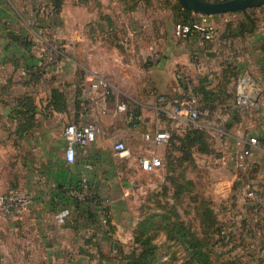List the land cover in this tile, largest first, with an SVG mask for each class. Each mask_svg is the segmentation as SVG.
<instances>
[{
	"label": "crops",
	"instance_id": "obj_1",
	"mask_svg": "<svg viewBox=\"0 0 264 264\" xmlns=\"http://www.w3.org/2000/svg\"><path fill=\"white\" fill-rule=\"evenodd\" d=\"M16 1L20 3L17 5ZM39 1L0 0V195L18 189L33 197L29 210L22 215L14 219L0 215L1 238L4 240L5 234L8 239L13 238L11 247L5 249L0 246V264H100L101 256H110L111 249L117 253L119 244L126 241L120 239L123 229L116 225L117 209L121 202L127 200L133 183L142 186V175L150 174L142 170L140 160L158 157L164 164L169 152L168 144L157 145L153 140H146L145 136L160 132L182 133L190 124L187 118L176 119L172 115L169 99L170 96L181 97L177 72L183 69L191 71L192 54L199 57L209 74L216 68L222 70L226 64L238 71L246 69L242 74L251 80V89L255 86L261 91L257 103L243 109L248 116L242 117L243 111H239V122H234L236 129L233 134H228L232 141L223 144L226 153L216 163L222 170H236L237 155L245 147L240 142L247 136L255 137L260 146L252 156L249 170H258L262 179L264 38L230 40L228 35H223L221 42L216 37L212 43H206L197 35L188 40H178L173 36L168 41L170 50L166 56L161 61L156 60L157 57L156 62L150 60L148 68L144 67L139 55L127 57L117 48L109 46L108 50L104 47L105 67L111 70H104L103 75L109 76L116 88L119 83H126L130 89L133 85L136 96L134 99L130 97L133 103L128 106L124 102L127 92L117 88V100L110 101L106 107L107 99L102 100L92 88L94 82L102 78L97 74L99 63L94 53L89 56L88 74L75 71V66L81 67V63L68 57L46 71L42 80L35 81L29 70L40 63V58L36 52L32 54V49L38 51L39 44L46 40L45 34L54 38L61 28L80 32L87 23L94 31L107 30L108 26L111 30L136 29L134 24L138 22L135 16L138 13H130L121 0H100L103 18H98L97 12H91L88 22L75 21V8L80 10L84 5L76 0H65L61 13L46 19L36 9ZM220 16L223 15L214 16L213 21ZM26 40L33 44L31 49H26L23 44ZM237 43H244V46H239L240 51L236 49ZM90 48L96 52L98 46L92 43ZM229 48L230 63L226 55ZM215 52L221 56V65L212 62ZM222 91L223 95L228 93L224 88ZM54 92L63 96L65 110L62 112L53 109ZM163 98L167 101L162 102ZM27 101L36 111L34 125L29 130L21 128L27 122L18 114L21 104ZM122 103L127 105L126 112L118 111ZM232 107L238 108L236 99ZM129 115L140 116L141 125L135 127ZM89 122L100 125L97 140L88 147L78 148L77 161L70 165L64 155L67 145L65 128L69 124L82 126ZM203 127L201 125L200 129ZM118 142L130 150L128 158L116 156L114 146ZM87 164H91L93 170L86 171ZM163 166L152 173L156 180L153 181L154 186L165 184ZM84 174L102 197L111 200L113 217L110 226H103L92 216L95 209L86 210L67 200L66 191L75 184L79 185ZM227 185L229 189L230 184ZM142 187L146 189V186Z\"/></svg>",
	"mask_w": 264,
	"mask_h": 264
},
{
	"label": "rangeland",
	"instance_id": "obj_2",
	"mask_svg": "<svg viewBox=\"0 0 264 264\" xmlns=\"http://www.w3.org/2000/svg\"><path fill=\"white\" fill-rule=\"evenodd\" d=\"M209 1L215 2L214 0ZM223 1L229 0L220 2ZM16 2L17 5L20 3ZM76 2L82 3L84 8L80 10L75 8V21L77 19L81 22L85 20L88 22L89 16L92 15L91 12H97V17L103 18L100 0H76ZM121 2L130 8V13H138L135 16L138 24H134L136 29L114 30L113 28L111 30V27L108 26L110 30L94 31L90 27V23H87L80 32L61 28L57 30L59 35L56 34L54 38L45 34L46 40L41 43L59 46L61 49L60 60L68 57L74 58L75 62L81 63V67L75 66V71H82L86 74L89 70V56L94 53L97 56L96 61L99 63L97 74L112 85V93L105 101L106 107H109L110 101L117 100V88L127 92V96H125L127 100L124 102H127L128 106H132L133 103L130 97L134 99L136 96L133 85L130 89L126 83H119L116 88L112 79L103 75L104 70H111L108 66L105 67L106 51L104 47H107L108 50L110 47L117 48L122 55L127 57L139 55L144 67L148 68L150 60L161 61L166 56L170 50L168 41L174 36L175 27L180 20L178 13L174 11V6L179 5L177 0H121ZM41 4H44V1ZM41 4H38L36 9L41 11L43 7ZM247 12V14H227L220 16L217 21L215 20L214 23L218 30L217 39L221 42L223 35H228L230 40L231 38L238 39V36L234 37L233 35H238L239 26L241 24L249 25L247 29L252 30L251 20L256 23V29L254 32L252 31L253 34H247L243 39L253 41L257 38H264V6L247 10ZM229 25L232 27L228 31L226 29ZM119 39L129 42L130 48L125 50L118 44ZM92 43H96L98 46L96 52L90 48ZM41 44H39L38 51L32 49V54L34 52L38 54ZM239 46H244V43L236 44L238 51H240ZM131 50L133 51L130 52ZM229 51L231 48L227 49L226 54L229 56L230 63L231 54ZM215 55L213 64L221 65V56L218 57L217 52ZM193 56L194 54L191 55V61ZM225 69L226 67L222 70L216 68L215 72L209 74L202 67L201 72L189 73L192 89L199 99L201 116L196 124L190 123L186 131L175 134L176 136H185L189 130L200 128L202 125L207 137L204 143L192 148L191 156L185 162H177V159L183 160L182 155L177 152L173 164L166 162L163 164L164 174L177 170L176 177H180V185H183L184 192L178 193L171 182L165 186H154L153 181L156 180L152 173L144 174L140 179L142 186H146V189L140 183H133L127 200L121 202L116 216V225L123 229L120 239H126L119 244L125 255L129 256L136 250L134 243L137 225L149 216L156 215L155 220L158 224L154 228L153 236L161 247L160 264H184V261H189L187 248L182 243L185 234L193 235L203 242L205 252L213 259V264H264V188H262L264 172L260 175L262 178L260 179L258 170L256 172L254 170L246 172L237 169L222 170L221 166L216 163L226 153L222 147L223 144L232 141L228 134H233L236 129L234 119L237 116H235L236 112L232 104L235 100L237 83L247 71L246 69H242L244 71L235 70L236 73L238 72L236 75L230 73V78L223 79V70ZM207 78L209 82L207 89L212 92L210 97L198 92L201 82ZM223 81L226 82L224 90L228 92L224 95L220 89L224 85ZM180 86V95L185 99L186 88L182 90L181 83ZM223 103L227 105L224 107ZM244 116H248L245 110L242 114V117ZM95 123L100 129L98 122ZM129 172L130 175H133L132 170ZM135 173L137 172L135 171ZM134 180L139 182L137 179ZM187 182L192 185L185 184ZM227 184H230L229 189ZM250 192H258L256 203L248 197ZM261 204L263 205L261 206ZM163 217L164 219H162ZM212 220L217 223V227L213 229L215 233L210 235L206 227ZM174 228L178 230L177 233H170ZM115 230L117 231V228ZM3 236L4 240L1 238L2 235L0 236V246L7 249L11 247L13 238L8 239L6 234Z\"/></svg>",
	"mask_w": 264,
	"mask_h": 264
},
{
	"label": "built area",
	"instance_id": "obj_3",
	"mask_svg": "<svg viewBox=\"0 0 264 264\" xmlns=\"http://www.w3.org/2000/svg\"><path fill=\"white\" fill-rule=\"evenodd\" d=\"M41 11H46L44 16L46 19L53 17L52 13L55 9L53 5L42 4ZM217 27L213 21V17L201 16L200 19L191 24H177L174 30V36L178 40H188L192 36H199L203 42L212 43L217 37ZM118 44L124 49L130 48V44L127 41L118 40ZM41 48L38 52V58L40 63L36 67H32L29 73L32 74V79L40 81L43 79L45 72L53 66L59 65L60 60V47L53 44H41ZM37 56V55H36ZM60 60V61H58ZM202 66L200 59L197 55L192 57L191 71L183 69L177 72V80L181 85L186 88V98L178 97L169 99L172 105V115L178 119L185 117L191 124H196L201 116L199 111V99L194 93L191 86V78L189 73L201 72ZM252 82L247 77H242L237 83L236 91V105L239 108L253 107L255 104L250 98ZM93 90L97 91L102 100H106L112 93L111 85L106 80L99 78L92 86ZM162 102H166L167 99H161ZM119 112H126L127 105L122 103L118 106ZM129 120L135 127H138L142 123L140 116L129 115ZM99 127L95 122H89L82 126L77 124H69L64 131V138L66 141L65 160L68 164L73 165L77 161L78 148H85L93 144L97 140L99 134ZM171 135L169 132L156 133L153 136L147 135L145 139L153 142L157 145L168 144ZM240 143L244 144V149L237 155L236 168L241 172H246L251 167V159L259 148L260 142L257 138L247 136L244 141ZM116 156L120 159H125L130 156V150L122 143L118 142L114 146ZM140 165L143 171L147 173H155L159 168L163 166V162L158 157L142 158ZM86 171L93 170L91 164L85 166ZM68 196L73 199H77L83 206L94 208L98 210L99 220L102 225L109 226L112 223V211L111 200L102 197L98 191L90 184L89 178L86 174L81 177L79 187H71L68 191ZM250 199L255 200V192L248 194ZM33 197L29 193H25L18 189H11L7 193L0 195V215L14 219L27 210L32 203Z\"/></svg>",
	"mask_w": 264,
	"mask_h": 264
},
{
	"label": "trees",
	"instance_id": "obj_4",
	"mask_svg": "<svg viewBox=\"0 0 264 264\" xmlns=\"http://www.w3.org/2000/svg\"><path fill=\"white\" fill-rule=\"evenodd\" d=\"M44 0H40L38 2V4H41V2ZM208 2H211L209 0H205ZM215 2H220L222 0H214ZM65 0H46L44 1L45 6L46 5H53L54 7V11L52 13L53 17L54 16H58L63 8V4H64ZM42 5V4H41ZM258 9V8H257ZM127 10L130 11V8H128L127 6ZM253 10V9H252ZM174 11H176L178 13V16L180 17V20L178 22L181 24H191L194 23L196 21H198L201 17V15H195L192 12L185 10L180 4L174 6ZM40 14L42 15L41 17L45 18L44 13H46V11H40ZM243 14H247L248 12H241ZM250 26L252 27V30H248L247 28L249 27V25H245V24H241L239 26V33L238 35H233L234 37L238 38H244V36H246L247 34H253L252 31L254 32V30L256 29V23L254 21H250ZM232 27V25L227 26L226 30H230ZM235 32V30H233ZM23 44L25 45L26 49H31L33 44L31 42H29L28 40H26L25 42H23ZM226 69L223 71V79H226L227 77L230 78L229 74L230 73H234L235 75L238 73L235 72L236 68L231 67V65L226 64ZM31 69V68H30ZM32 77V74H30ZM228 75V76H227ZM223 87H221V93L223 94L222 89L225 87L226 82L224 83L223 81ZM209 85L208 82V78L205 79L203 82H201V87L198 90V92L200 94H203L206 97H210L212 95V92L209 91L207 89V86ZM185 89L184 87H182V90ZM179 96H170V99H174V98H178ZM235 99H236V94H235ZM235 101V100H234ZM208 102V101H207ZM65 101L63 99V96L57 92L53 93V102H52V106L53 109L57 112H62L65 110V105H64ZM237 106V105H236ZM238 107V106H237ZM20 112H18V114L20 116L25 117L27 125L25 126H21L22 129H31V127L34 125V120H35V115H36V111H35V107L30 103V102H26V103H22L20 106ZM210 109V107H209ZM243 110L242 108H236L234 111L236 112L235 114V123L239 122V111ZM201 111V110H200ZM171 138L168 142L169 145V152L167 154V157L165 158V162L168 164H173L175 161V154L178 152L182 155L183 160L177 159V162L179 161L180 163L185 162L190 156H191V152H192V148L196 147L198 144L200 145V143H204L206 136V132L204 131V129H200V128H193L191 130H189V132L187 133V135L185 136H176L175 133H170ZM202 152V150H200ZM177 170H173V171H169L166 174V181L164 184L167 185L168 182H171V184L173 186H175L174 188H176L178 193H182L184 192L183 190V185H180V177H176V173ZM185 184H190L192 185V183L187 182ZM75 188H78L79 185L73 186ZM70 189V188H69ZM69 189L66 191L65 195L67 197V200H69L70 202H73L75 205H77L78 207H82L86 210H91L94 208H89V207H85L83 206L77 199H73L70 198L68 196V191ZM255 194L257 195L258 192ZM258 196V195H257ZM255 201V203L257 202V200H253ZM263 204H261L262 206ZM96 211H94L92 213V216H95L97 219H99V215H98V210L95 209ZM90 213V211H89ZM91 215V214H90ZM156 219V215H151L148 218H146L145 220H143L142 222H140L137 227H136V231H135V246H136V250L134 252H132L129 256L125 255L124 250L120 249L117 251L116 254L113 253V249H111V254L110 256H101L100 258V264H160L161 263V247L160 245L156 242V238L153 236L154 233V228H156L158 222L155 220ZM164 219V217L162 218ZM210 222V220H208ZM207 221V222H208ZM217 223L214 222V220L211 221V223L209 224V226L206 227V229L208 230L209 234L212 235L215 233V230H213L216 226ZM104 226V225H103ZM177 229L174 228L170 233H177ZM178 235V234H177ZM182 235V234H180ZM183 244L186 246L187 248V253H188V259L189 261H184V264H213V259L210 257L209 254H207L205 252V248H204V244L201 240L197 239L196 237H194L193 235L191 236H187L186 234L183 235Z\"/></svg>",
	"mask_w": 264,
	"mask_h": 264
},
{
	"label": "water",
	"instance_id": "obj_5",
	"mask_svg": "<svg viewBox=\"0 0 264 264\" xmlns=\"http://www.w3.org/2000/svg\"><path fill=\"white\" fill-rule=\"evenodd\" d=\"M185 9L195 15L214 17L246 12L264 6V0H229L223 2H208L205 0H177ZM15 39V37H14ZM261 91L255 86L250 91V98L257 103Z\"/></svg>",
	"mask_w": 264,
	"mask_h": 264
}]
</instances>
